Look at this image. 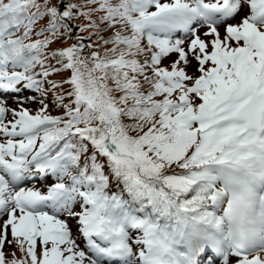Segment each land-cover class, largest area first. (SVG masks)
Segmentation results:
<instances>
[{
    "label": "snow or ice",
    "instance_id": "6c2138e0",
    "mask_svg": "<svg viewBox=\"0 0 264 264\" xmlns=\"http://www.w3.org/2000/svg\"><path fill=\"white\" fill-rule=\"evenodd\" d=\"M4 216L0 264H264V0H0Z\"/></svg>",
    "mask_w": 264,
    "mask_h": 264
},
{
    "label": "rangeland",
    "instance_id": "374dc122",
    "mask_svg": "<svg viewBox=\"0 0 264 264\" xmlns=\"http://www.w3.org/2000/svg\"><path fill=\"white\" fill-rule=\"evenodd\" d=\"M41 2H43V0H41ZM54 2H55V0H54ZM245 12H246V9H245ZM242 15H243V13H242ZM238 20L240 21V17H239ZM83 21H84V20H82V21L79 20V22H83ZM46 24H47V22H44V23L41 22V23L38 25V28H39V27H43V26H45ZM204 29H206V28H204ZM203 31H204V30H203ZM219 31H220V33H223V35L225 34L224 27L219 28ZM71 44H72V43L69 42V43H67L66 45H64V46H62V47H59V48L67 47V46H70ZM56 46H58L57 43H55L54 45H52V48H58V47H56ZM100 51L103 52V49H100ZM175 59H177V55H176V54H172V56H171L170 58H165V59H164V61L162 62V65H166L169 61H171V60H175ZM196 66H197V65L194 64V63L192 62V59H191V63H190L189 66L187 67V72H188L189 75L197 76V75H196V72H195V70H196ZM69 73H70V71H69V72H68V71H67V72H63V73H62V78H61L60 80L57 79L58 77H54L53 79L56 80V81H61V82H62V81L65 80L66 76H67ZM64 86H65L64 90L67 91V90H68V85H64ZM20 95H23V96H32V94L29 93L28 91L23 92V93H21ZM15 96H16L15 93L8 94V97H7V101H6V103H7V106H8L10 109H11L13 106L18 105V103L16 102V99H15ZM26 104L31 105L32 103H26ZM47 180H48V179H47ZM47 180L39 181L38 179L35 180V179H32V178L30 177L29 182L27 183L26 186H27V187H35V188H44L47 184H51V182H50V181H47ZM40 182H41V183H40ZM43 182H45V183H43ZM64 218L66 219L67 217H64ZM70 224H71L72 227H73L74 235L77 236V241H78V243L80 244V247H81V248H84V247H83V243H84L83 238L80 237L79 234L75 232L76 221H75V220H72V221H70ZM9 236H11L10 231H9ZM9 236H8V237H9ZM37 251L39 252V249H37ZM13 254H14V256H13ZM6 258H7V261L10 262V261L13 260V259L20 260V259H22L23 257H22V254H21L17 249H13L10 253H9V252H6Z\"/></svg>",
    "mask_w": 264,
    "mask_h": 264
},
{
    "label": "trees",
    "instance_id": "16d2710c",
    "mask_svg": "<svg viewBox=\"0 0 264 264\" xmlns=\"http://www.w3.org/2000/svg\"><path fill=\"white\" fill-rule=\"evenodd\" d=\"M164 0H162V2H163ZM80 21H82V20H80ZM44 22H47L46 20L45 21H43L42 23H44ZM74 23L75 24H81V23H86V21H83V22H79V20H76V21H74ZM85 35H87V33H85ZM103 35H105L106 37L107 36H110V35H112V32L111 31H106V32H104L103 33ZM73 36L75 37V33L73 34ZM69 42H71V43H73L74 42V39L73 40H66V41H64V42H57V44H58V46H56V47H62V46H64V45H66L67 43H69ZM144 43H146V40L144 41ZM101 44H102V41H101ZM108 47H112V45H109ZM101 49H103V48H101ZM173 61V60H172ZM172 61H169L166 65H164V66H162V67H169L170 65H171V63H172ZM192 62L194 63V64H196L197 65V63H195L193 60H192ZM52 63H55V61H52ZM64 71H62L60 74H58V75H56V76H53V77H51L50 79H53L54 77H58L57 79H61L62 78V73H63ZM69 72V71H68ZM195 72H196V75L197 74H199L196 70H195ZM71 75V73H69L67 76H66V78L65 79H67L69 76ZM58 82H61V81H58ZM64 85H68V84H64ZM70 85H68V90L67 91H65L64 90V88H65V86L63 87V90H62V92L63 93H67L69 90H70ZM39 97H40V94L39 93H36ZM47 104H48V113L49 114H51L52 116H62L63 115V112H64V109L63 108H60L58 105H56L55 103H53V96H52V94L50 93L49 94V96L47 97V99H46V101H45ZM65 102H68L67 100L65 101ZM19 106H13L12 108L13 109H16V108H18ZM24 107L25 108H27L29 111H31L32 113H35L36 111H38L39 110V108L41 107V105H40V103H39V101H37L36 103H32L31 105H29V104H27V105H24ZM10 119H12V117L10 118ZM125 122L127 123V122H129V121H127V119H125ZM112 189H110V191H111ZM8 239L9 240H11L12 238H11V236H9L8 237ZM13 249H16V246L14 245V244H11V245H9V244H5V247H4V251H5V254H6V252H11Z\"/></svg>",
    "mask_w": 264,
    "mask_h": 264
}]
</instances>
